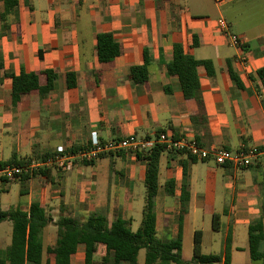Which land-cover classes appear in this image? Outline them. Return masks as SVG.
I'll list each match as a JSON object with an SVG mask.
<instances>
[{"label": "crops", "instance_id": "0c3cea01", "mask_svg": "<svg viewBox=\"0 0 264 264\" xmlns=\"http://www.w3.org/2000/svg\"><path fill=\"white\" fill-rule=\"evenodd\" d=\"M238 3L16 0L4 13L0 0V162L12 155L39 157L88 146L92 132L100 141L143 139L166 131L207 149L262 148L254 163L242 168L218 165L212 159L192 160L184 151H164L154 207L156 238L181 235L182 264H207L191 261L206 254L220 256L211 264H258L250 258L248 226L260 220L264 207V86L256 75L264 66V32L250 21L251 15L238 13ZM220 18L244 38L242 47L220 31ZM101 32H110L120 46L119 55L109 62L97 57L96 36ZM175 46L213 64L212 75L204 66L197 67L201 104L185 98L178 78L167 74ZM144 51L149 59L146 79L134 81L130 67L142 64ZM229 68L242 87L231 79ZM44 70L56 73L47 94L31 90L14 101L8 74L36 72L42 86ZM67 71L75 74L74 87L66 86ZM46 169L23 185L19 180L0 181L3 210L27 211L37 201L51 217L42 230L41 264H54L47 248L56 243L54 223L61 214L83 221L95 212L109 223L117 217L127 220L132 231L139 227L145 164L135 154L122 151L96 157L90 164L76 159L68 169ZM170 179L172 195L164 187ZM184 192L189 195L187 211L179 224ZM11 231V221H0V250L10 244ZM104 252L103 245L94 246V264ZM144 254V249L138 251V264H144ZM84 258V245L75 244L70 263L84 264Z\"/></svg>", "mask_w": 264, "mask_h": 264}, {"label": "trees", "instance_id": "16d2710c", "mask_svg": "<svg viewBox=\"0 0 264 264\" xmlns=\"http://www.w3.org/2000/svg\"><path fill=\"white\" fill-rule=\"evenodd\" d=\"M4 13L10 7L16 5V0H3ZM4 17V14L1 15ZM192 46L197 45L196 36L193 34ZM96 51L100 62H109L120 53L119 44L114 41L110 32H101L96 36ZM149 62L146 51L142 64L130 67V74L134 81H144L147 75V64ZM204 66L207 73L212 75L214 68L211 60L196 59L192 55L185 53L181 46H175L171 60L167 63V74L175 75L178 78L181 91L185 98H193L201 104L200 85L197 75V67ZM46 84L39 85L38 73L23 72L19 74H8L11 78V95L15 101L20 93L38 90L42 96L53 87L56 73L53 70H44ZM229 75L238 87L242 84L238 76L229 68ZM256 75L264 86V66L256 70ZM66 86L71 88L76 84L75 74L67 71L65 74ZM165 91L170 89L165 87ZM90 145L84 147H71L59 152L63 154H75L80 150L88 149ZM262 148H258L261 150ZM168 151L164 144H154L148 150L135 153V157L145 164V199L142 208V219L139 227L132 231L127 220L121 217L115 218L110 223L107 218L95 212L90 213L85 220L81 221L69 215H59L55 221L57 239L52 247L47 248V252L53 254L54 264H71L70 255L74 250L75 244H83L85 247L84 264H94V246L103 245L105 252L99 258L98 264H138L137 254L140 249L145 250L144 264H182L181 235L175 239L161 240L156 238L155 230V196L158 189V163L159 157ZM183 151V150H181ZM185 152V151H184ZM58 152L46 153L39 157L16 158L15 155L1 164H26L33 158L53 157ZM120 153V152H119ZM111 155V153H100L96 157ZM188 156L195 160L194 157ZM95 157V158H96ZM81 160L84 164H90L95 159ZM183 172H186L185 164ZM46 168H35L31 172L22 173L16 180L21 181L22 185L30 177L45 174ZM167 194L172 195L174 181L167 180L164 184ZM24 190L21 189V192ZM189 195L184 192L180 196L179 224L187 211V201ZM9 220L12 223L10 244L0 250V264H41L42 257V230L51 222V217L44 208L33 201L27 211L19 208L3 210L0 207V221ZM217 218L214 216V224ZM248 243L250 258L253 262L264 264V207L261 210V217L256 223L248 226ZM230 239H226V251H229ZM220 260L217 254L199 255L193 258V263H215Z\"/></svg>", "mask_w": 264, "mask_h": 264}, {"label": "built area", "instance_id": "2783aa9c", "mask_svg": "<svg viewBox=\"0 0 264 264\" xmlns=\"http://www.w3.org/2000/svg\"><path fill=\"white\" fill-rule=\"evenodd\" d=\"M219 1V0H216ZM220 31L229 39V41L242 47L245 40L242 36L236 35L229 30L226 20L220 18L218 20ZM164 144L166 149L177 151H185L190 156L197 160L212 159L218 165H230L235 168L248 167L254 163L255 158L260 153L256 148L240 147L237 149H207L200 146L194 140L185 138H175L166 131H160L149 138L137 139L134 137H126L121 139H113L108 141H100L92 132L90 141V148L80 150L75 154H63L56 151L53 157L33 158L26 164H1L0 163V181L16 180L20 174L31 172L32 169L39 167H59L61 169H68L72 166L73 161L91 160L100 153H119L122 151H129L133 154L139 151H145L153 147L154 144Z\"/></svg>", "mask_w": 264, "mask_h": 264}, {"label": "rangeland", "instance_id": "374dc122", "mask_svg": "<svg viewBox=\"0 0 264 264\" xmlns=\"http://www.w3.org/2000/svg\"><path fill=\"white\" fill-rule=\"evenodd\" d=\"M238 5L240 6L239 14L251 15L250 21L257 24V27L264 32V0H239ZM226 14H234L230 11H226ZM214 15V14H212ZM16 182L12 183L15 184ZM14 188L17 185H13ZM139 261L143 260V254L141 253L138 257Z\"/></svg>", "mask_w": 264, "mask_h": 264}]
</instances>
